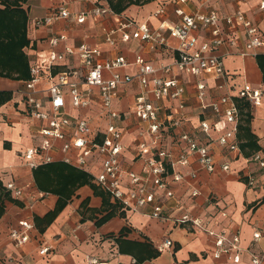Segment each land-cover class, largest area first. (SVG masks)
I'll return each mask as SVG.
<instances>
[{"label":"built area","instance_id":"built-area-1","mask_svg":"<svg viewBox=\"0 0 264 264\" xmlns=\"http://www.w3.org/2000/svg\"><path fill=\"white\" fill-rule=\"evenodd\" d=\"M50 13L35 21V25L52 26L60 21L73 19L77 24H85L89 18L99 20L113 17L118 24L108 28L102 26L105 42L115 47L118 40L127 42L131 39L148 45L151 49L169 47L168 39L178 41L173 48L175 56L168 64L155 66L144 57L137 56L131 62L124 55L104 58L101 48L91 46L86 42L78 46H65L62 51L57 50L61 41L66 40L64 34H55L48 40L49 49L38 51L30 62V79L23 81L18 90L20 96L19 107L23 116L29 121L39 122L41 127L37 145L23 150L21 156L24 163L31 170L40 166L63 162L88 173L94 184L110 196V199L121 209L142 213L149 209V216L155 220L169 218L168 209L163 200L174 197L171 182L178 183L185 180V175L177 167H187L194 160L199 167L212 174L217 171L218 164L212 150L215 141L200 142L189 133L175 130L182 126V112L185 108L186 89L179 75H190L200 79L196 88L198 99L205 102L206 85L201 80L205 77L219 79L220 89L228 86V74L220 48L225 43L224 30L243 28L247 41L241 51L242 56H251L264 46L255 23L248 18L240 7L231 15H219L215 11L187 12L180 5L188 0H177L175 14L178 23H170L165 19L164 7L157 9L153 16L159 21L153 26L149 21L140 22L134 18L121 17L110 6L103 5L97 0H83L91 2L88 9L73 14L70 0H58ZM203 5L215 0H201ZM238 5H248L251 0H235ZM264 13V0H257ZM209 32L210 39L199 41L194 33ZM76 60L77 66L67 67L58 71L57 67ZM136 67L134 74L125 71ZM139 86V93L135 98L133 113L138 122V139L136 143L135 160L141 163L139 171L127 169L124 165V144L126 134L124 128L118 125L120 114L114 110V103L119 96L120 87L133 84ZM238 97L247 101L252 108L263 103L261 90L246 86L240 90ZM97 99L100 107L99 117L107 120L102 130L90 116H72L69 109H89ZM161 101H177L178 105L171 112L159 105ZM204 108H210L228 126L219 135L216 142L232 154L231 161L220 165L224 172L231 170L232 163L239 158L248 166H256L257 171L250 170L246 174V183L252 188L260 181L257 175L264 177V154L258 152L250 158H245L240 149L238 130L241 118L236 100L229 95L221 96ZM205 133H210L211 126L201 123ZM169 139L174 144L184 146L178 157H174ZM62 153V156H60ZM257 172L259 174H257ZM192 178L197 173L191 174ZM6 189L16 198H30L34 202L37 198L30 190L17 187L14 182L6 185ZM198 191L192 192L197 197ZM221 217L233 221L227 210L217 212ZM193 217L185 213L178 219L181 224H191L199 231L214 238L216 260L226 257L234 264L241 262L240 233L220 228L219 222L212 216ZM35 224L27 219L20 221L19 228L12 229L10 237L16 247L29 243L31 232ZM254 239H260L261 233L255 232ZM170 240L165 241L161 250L172 247ZM52 247L45 245L39 253L48 255ZM264 257L252 255V264H263ZM88 264H111L109 261L88 259ZM122 264V263H119ZM132 264H136L133 260Z\"/></svg>","mask_w":264,"mask_h":264},{"label":"crops","instance_id":"crops-1","mask_svg":"<svg viewBox=\"0 0 264 264\" xmlns=\"http://www.w3.org/2000/svg\"><path fill=\"white\" fill-rule=\"evenodd\" d=\"M70 1L72 13L77 14L88 9L96 0L92 3L83 0ZM97 1L109 6L107 0ZM57 4H59L58 0H29L28 2L30 46L26 49V53L30 62L38 51L49 49L48 40L55 34H64L67 37L60 42L57 48L59 51L67 45L78 46L86 42L101 48L104 58L122 54L133 62L137 56H142L155 66L168 64L175 56L173 48L178 45V41L173 38L168 39V48L151 49L145 43L134 39L127 42L118 40L115 47L109 46L104 40L102 26L116 27L118 24L113 17L99 20L89 18L82 25L77 24L73 17L71 20L60 21L52 26H36V19L46 16ZM177 6V0H151L141 6H130L118 15L137 18L142 20L141 22L149 21L153 26H157L159 21L154 18L153 13L164 7L165 19L170 23H178L179 17L175 14ZM180 6L191 13L215 11L222 16L231 15L240 7L255 23L264 39V13L257 0H251L248 5H238L235 0H215L205 5L201 0H188ZM194 36L199 38L200 42L211 38L209 32L194 33ZM224 37L225 43L219 53L223 57L228 74V86L220 89L219 79L203 78L201 81L206 85L205 102L201 103L196 88L200 79L185 74L179 75L186 89L185 108L182 112V126L175 130L177 134L189 133L201 143L208 140L215 141L212 144V150L218 168L215 173L210 174L202 170L194 160H191V164L187 167H177V170L185 175V180L178 183L171 182L174 197L163 200L169 215L166 220L151 218L148 215L149 209L142 213H132L118 206L116 216L97 226V219L102 218L106 212L92 213L90 209L99 210L103 201L101 197L95 196L89 186H84L76 192L54 222L41 232L36 226L35 217L43 218L54 210L58 197L37 188L33 177L34 170L25 165L21 156L23 150L40 142L38 131L41 125L39 122L26 119L20 110L18 90L22 87L23 81L0 77V90L13 92L12 101L0 108V190L3 188L9 192L6 185L14 182L17 187L30 190L37 198L34 202L30 198H16L9 192L13 201L5 200L4 213L0 216V264H88L87 261L91 258L109 261L111 264H132L135 260L132 256L119 253L116 239L123 228H127L123 239L147 242L160 251V256L142 264H234L226 257L214 259L215 242L212 236L200 233L189 223L177 222L185 213H190L193 217H205L207 220L213 219L212 216H214L220 228L228 229L233 233L239 231L240 264H252L253 254L264 257V204H259L264 196V177L257 175L260 183L250 188L245 176L249 168L253 172H256L257 168L253 165L248 166L243 158L232 163L229 172L221 170L220 165L231 161L232 154L229 155L222 149L216 140L228 126L210 108L203 107L204 104L207 105L225 95L240 100L238 94L246 86L261 90L263 103L252 110V130L259 139L260 152L264 154V84L262 72L256 61L257 55L264 54V46L258 48L253 55L244 57L241 55L247 41L244 29L240 27L236 30H227L225 28ZM77 64L76 60H70L57 67V70L61 71ZM125 72L134 74L136 67L132 66ZM138 93L139 86L136 83L122 86L114 103V110L120 114L118 125L126 131L123 140L124 165L127 169L135 171L141 168V163L135 160L138 122L133 113ZM158 104L164 107L166 112H171L178 102L161 101ZM100 112L97 99L89 109H69V113L74 117L78 115L93 117L96 126L103 130L108 121L99 117ZM204 121L211 126L210 133L202 130L201 123ZM169 141L173 156L178 157L184 146L180 147L172 143L173 139ZM194 172L197 173L196 178L191 177ZM194 190L199 193L197 197H192ZM86 199L89 200V211L82 214L80 205ZM110 202L115 204L111 199ZM219 210H227L230 217H233V221L221 217L217 213ZM121 212L124 216L120 215ZM91 215L97 219H91ZM25 219L33 222L35 229L31 232L29 243L16 247L10 233L12 229L19 228L20 221ZM255 232L261 233L260 239H254ZM167 240L173 243L172 247L161 250L160 247ZM45 245L51 246L52 251L48 255H41L39 251Z\"/></svg>","mask_w":264,"mask_h":264},{"label":"trees","instance_id":"trees-1","mask_svg":"<svg viewBox=\"0 0 264 264\" xmlns=\"http://www.w3.org/2000/svg\"><path fill=\"white\" fill-rule=\"evenodd\" d=\"M150 1L107 0L111 9L117 14L123 13L130 6H141ZM28 2L29 0H0V77L2 78L14 81L30 79V60L26 53V49L30 46ZM256 61L262 72L264 84V54L257 55ZM12 99V91L0 90V108ZM236 103L241 113L238 130L240 149L245 158H250L261 151L259 139L252 130L253 108L242 99L236 100ZM33 177L40 191L58 197L54 210L43 218L35 217L36 226L41 232H44L54 222L76 192L84 186H89L95 196L101 197L103 201L99 210L90 209L92 213L106 212L100 219L93 215L90 216L91 219H97V226H101L118 213V205H113L110 202V196L93 184L92 177L88 173L67 163L56 162L40 166L33 171ZM6 199L13 201L9 192L2 188L0 190V216L4 213L3 204ZM88 204V199L81 203L80 212L82 214L89 211ZM259 204H264V196ZM120 215L124 216L122 212ZM125 232L127 228H123L116 239L120 254L132 256L136 264H142L160 256V251L147 242L123 239Z\"/></svg>","mask_w":264,"mask_h":264},{"label":"rangeland","instance_id":"rangeland-1","mask_svg":"<svg viewBox=\"0 0 264 264\" xmlns=\"http://www.w3.org/2000/svg\"><path fill=\"white\" fill-rule=\"evenodd\" d=\"M135 20L140 21V22L142 21V20H139V19H137V18H135ZM92 181H93V179H92ZM93 184H94V182H93ZM94 185H95V184H94ZM95 186H96V185H95Z\"/></svg>","mask_w":264,"mask_h":264}]
</instances>
